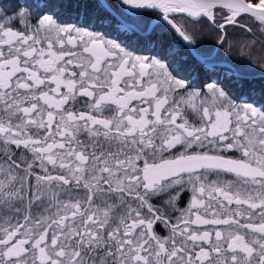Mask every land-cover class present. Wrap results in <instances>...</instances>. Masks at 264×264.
Returning a JSON list of instances; mask_svg holds the SVG:
<instances>
[{
    "label": "snow or ice",
    "instance_id": "obj_1",
    "mask_svg": "<svg viewBox=\"0 0 264 264\" xmlns=\"http://www.w3.org/2000/svg\"><path fill=\"white\" fill-rule=\"evenodd\" d=\"M110 18L131 40L91 30ZM249 19L241 88L264 0L0 4V264H264V89L195 86L193 26L223 45Z\"/></svg>",
    "mask_w": 264,
    "mask_h": 264
},
{
    "label": "trees",
    "instance_id": "obj_2",
    "mask_svg": "<svg viewBox=\"0 0 264 264\" xmlns=\"http://www.w3.org/2000/svg\"><path fill=\"white\" fill-rule=\"evenodd\" d=\"M109 2H113V0H109ZM17 0H0V4L6 5L9 8H12L16 5ZM111 19V24L109 26L101 25L97 23L93 31H102L108 38L111 39H119L120 41H129L131 37H126L120 35L117 32L116 24L117 20L114 18ZM68 22L76 23L75 17L69 18ZM247 24L249 27L253 29L255 36L249 33H245L242 29L239 28H229L226 29L227 35L225 36V43L223 45L218 44L220 40V33L211 29L207 25H194L193 27L197 28V36L201 43V49L206 54L211 53L214 57L213 63L216 65L214 71H205L203 67L200 65H196V70L199 73V79L196 80L195 86L199 88L201 84L206 82H211L212 78L218 79L222 85H226L230 87L235 96H245L251 89L255 88L257 91L264 89V79L260 78V71L257 69L254 72L249 73V79L243 82L244 86L241 88L237 86L232 80H228L225 78V74L234 73L238 67V57L240 56L243 49L241 45L246 44L249 41H252L258 37H260V32L258 31L259 26L256 22L251 19L247 20ZM142 39V38H141ZM148 55L149 53L146 51H137V54ZM264 57V53L259 51V45L255 49H253V58L257 63L261 62V58ZM195 63V62H193ZM226 63V64H225ZM231 66L233 68H231ZM84 109L80 106V110ZM108 115V113H105ZM81 140H85L86 137L84 134H81L79 137ZM39 171V170H37ZM41 174H43L41 172ZM231 178V177H228ZM156 202V201H154ZM36 209H33L35 212ZM175 216V214L173 213ZM167 231L162 225L157 226V232Z\"/></svg>",
    "mask_w": 264,
    "mask_h": 264
},
{
    "label": "rangeland",
    "instance_id": "obj_3",
    "mask_svg": "<svg viewBox=\"0 0 264 264\" xmlns=\"http://www.w3.org/2000/svg\"><path fill=\"white\" fill-rule=\"evenodd\" d=\"M20 27L22 28L23 26L22 25H20ZM111 39V38H110ZM118 41H120L119 39H118ZM137 54V53H136ZM138 55H142V54H138ZM137 102L136 101H133V105H135ZM81 110H84V109H81ZM188 118H189V120L191 121V122H193V123H195L196 122V118H195V115L194 114H192L190 111L188 112ZM25 155H27L29 158H30V153H25ZM38 170V169H37ZM47 195V192H46V190H45V196ZM65 197H64V195H63V193H61V199H64ZM190 197L188 196V197H186V199H184V201H183V203H184V206H186V202H187V200L189 199ZM181 204V202H179V205ZM46 206V205H45ZM35 209V208H34ZM35 211H37V210H35ZM158 233L160 234V235H162V236H164V235H167L168 234V232L167 231H162L161 233L158 231Z\"/></svg>",
    "mask_w": 264,
    "mask_h": 264
},
{
    "label": "flooded vegetation",
    "instance_id": "obj_4",
    "mask_svg": "<svg viewBox=\"0 0 264 264\" xmlns=\"http://www.w3.org/2000/svg\"><path fill=\"white\" fill-rule=\"evenodd\" d=\"M225 178H228V177H225ZM190 195H191V193L188 192L186 195L182 196L181 201H180L181 204H180V205L178 204V207H180V208L185 207L183 201H184V199H186V197H188V196L190 197ZM174 214H175V215H179L178 212H175ZM160 226H161V225H159V227H160Z\"/></svg>",
    "mask_w": 264,
    "mask_h": 264
},
{
    "label": "water",
    "instance_id": "obj_5",
    "mask_svg": "<svg viewBox=\"0 0 264 264\" xmlns=\"http://www.w3.org/2000/svg\"><path fill=\"white\" fill-rule=\"evenodd\" d=\"M226 64V63H225ZM231 68H233L232 66H231Z\"/></svg>",
    "mask_w": 264,
    "mask_h": 264
}]
</instances>
